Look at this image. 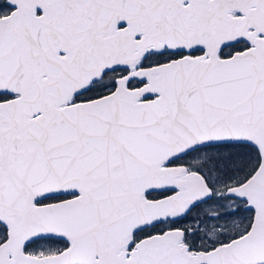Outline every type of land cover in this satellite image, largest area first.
<instances>
[{
  "label": "snow or ice",
  "instance_id": "obj_1",
  "mask_svg": "<svg viewBox=\"0 0 264 264\" xmlns=\"http://www.w3.org/2000/svg\"><path fill=\"white\" fill-rule=\"evenodd\" d=\"M0 264H264V0H0Z\"/></svg>",
  "mask_w": 264,
  "mask_h": 264
}]
</instances>
